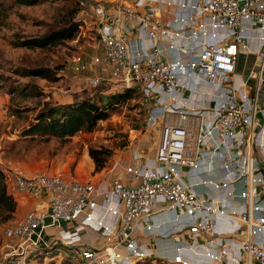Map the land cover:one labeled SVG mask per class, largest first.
<instances>
[{"label":"built area","instance_id":"1","mask_svg":"<svg viewBox=\"0 0 264 264\" xmlns=\"http://www.w3.org/2000/svg\"><path fill=\"white\" fill-rule=\"evenodd\" d=\"M97 11L102 64L111 65L125 86L138 85L144 97L158 94L159 110L146 120L152 127L164 118L158 147L145 159L142 148L134 149L133 161L124 167L127 174L118 172L111 180L2 167L8 193L18 201L35 200L6 227L2 264H47L41 261L48 254L44 232L56 227H63L59 237L66 246L89 231L104 239L101 247L78 244L74 257L84 264H140L147 259L264 264V106L248 96L237 73L239 54L253 51V39L264 66V0H124L108 16L103 8ZM121 18L128 25L125 33L117 29ZM131 32L136 38L131 39ZM169 50H185L190 58L170 57ZM90 67L83 56L75 57V71ZM262 72L257 76L260 87ZM183 74L192 84L181 79ZM90 82L96 86L101 78ZM199 84L205 87L203 106L177 98L181 91L196 92ZM205 112L208 122L203 124ZM191 119L198 132L190 127ZM202 146H212L213 157L224 154V179L202 182L214 186L217 196L199 193V183H191L186 174V169L200 168ZM165 210H183L192 218L181 231L186 238L152 234V216ZM218 218L234 226L231 233L219 230ZM164 241L169 249L158 248Z\"/></svg>","mask_w":264,"mask_h":264},{"label":"rangeland","instance_id":"2","mask_svg":"<svg viewBox=\"0 0 264 264\" xmlns=\"http://www.w3.org/2000/svg\"><path fill=\"white\" fill-rule=\"evenodd\" d=\"M0 8V165L3 168H20L25 172L47 170L50 173H62L68 177L96 181L106 178L111 180L118 172L125 171L130 164L134 149L142 148L144 159L153 157L160 141V123L147 127L146 118L149 112L156 110L150 100L142 98L139 91L133 94L135 98L112 110L108 120L101 121L93 132H81L67 141L52 138L44 141L40 138H26L21 135L24 126L34 119L38 98L22 99L18 88L28 82H38L45 93L55 90L70 94L84 90L93 91L98 88L90 80L101 75L103 86L109 92L121 90L124 84L111 74L101 72L103 48L100 44L99 30L103 8L106 15L115 13L123 5L124 0H86L79 6L77 21H80V31L74 40L45 49H28L16 46L25 38L48 32L59 24L61 12L69 13L78 10V0H47L36 6H22L14 0H2ZM83 58L91 63L87 70H74L75 57ZM99 59V60H98ZM38 65L49 66L59 70L60 80L49 82L44 79H32L21 76L18 71ZM100 86V85H99ZM152 109V110H151ZM15 110L22 113H15ZM151 110V111H150ZM137 130L138 132H136ZM110 149L113 152L111 160L101 172L95 171V163L89 154V149ZM121 164L114 168L115 162ZM98 174V175H97ZM125 174L126 171H125ZM23 215L5 220L6 215L0 214V264L4 260L3 244L7 240L6 227ZM63 227L48 229L44 232L47 255L43 262L53 260L63 264L65 258L71 259L70 264H84L76 259V250L80 245L74 243L66 246L61 243L59 231ZM65 229H71L70 226ZM66 260V259H65ZM140 264H170L167 262L153 263L147 259Z\"/></svg>","mask_w":264,"mask_h":264},{"label":"trees","instance_id":"3","mask_svg":"<svg viewBox=\"0 0 264 264\" xmlns=\"http://www.w3.org/2000/svg\"><path fill=\"white\" fill-rule=\"evenodd\" d=\"M45 1L47 0H14L15 4L22 6H36ZM84 2L86 0H78V10L69 13L61 12L59 20H57L59 24H56V27L51 28L48 32L25 38L16 42L15 45L28 49H45L64 44L67 40H74L81 26L80 21L76 19L77 12L81 8L79 6ZM3 3L0 0V8ZM61 69L62 67L59 68V70ZM59 70L38 65L32 68H24L17 73L32 79H44L54 83L60 80ZM102 82L96 85L98 88L93 91L84 90L81 93H72L70 102H61L60 99L55 98L52 92L45 93L37 81L22 85L21 88H18L19 97L22 99L36 97L39 99V105L34 119L24 126L21 135L26 138H40L44 141H49L52 138L67 141L78 133L95 131L101 121L110 118L112 110L135 98L133 94L135 91H139L141 97L144 98L138 85L132 87L124 85L121 90L111 93L107 86L101 85ZM16 113H22V111L15 110L14 115ZM89 154L95 163V171L101 172L107 168L113 152L107 148H90ZM3 176V169L0 165V214H5V220H7L14 217L18 202L8 193ZM65 259L63 264H70L71 259ZM41 261H43L42 257ZM51 263L52 260L47 264Z\"/></svg>","mask_w":264,"mask_h":264},{"label":"crops","instance_id":"4","mask_svg":"<svg viewBox=\"0 0 264 264\" xmlns=\"http://www.w3.org/2000/svg\"><path fill=\"white\" fill-rule=\"evenodd\" d=\"M165 19L167 21L171 20V15L165 13ZM128 25L124 23L123 19L118 23L117 29L120 33H125L127 30ZM254 36V33H251ZM131 39L136 38V35L132 32L129 34ZM225 34L221 33V37H224ZM145 44H149V41L145 42ZM251 46L253 48L252 52H248L246 50H241L239 54L238 64H237V73H238V80L243 81L245 83L244 90L247 92L248 96L257 99L259 104H261L262 108L264 106V87L261 85L259 86L257 82V76L260 72L264 74V66L263 61L260 55L257 53L258 42L253 39L251 40ZM102 46V45H101ZM103 48V47H102ZM104 52V49H103ZM168 55L170 57H181L184 60L190 58V54H187L185 50H169ZM101 72H106L112 75L114 79L113 67L109 64L105 65L100 69ZM98 76V74H97ZM95 77V76H94ZM98 77L102 78L101 75ZM181 79L188 83L192 84V78L188 74L181 75ZM204 86L199 84L196 87V92L188 93V92H179L176 94L177 98L182 101L186 102L190 105L195 106H203L205 104V96L203 95ZM55 98L60 99L61 102H70L72 100V96L68 92H63L60 90H55L52 92ZM158 94H153L152 96L146 98L145 100H150L153 103V107L159 110L158 103ZM152 110V109H151ZM150 110V111H151ZM150 113V112H149ZM149 116V115H148ZM259 119L261 118V114L259 113ZM148 118V117H147ZM146 118V119H147ZM164 118H161L160 125L163 124ZM202 119L203 124L208 122V112L204 113ZM193 120H190V127L193 128L195 131H199V129H194L193 127ZM262 119L259 120V124L261 125ZM138 132L137 130H135ZM193 147L196 148V144H193ZM200 152L202 154L203 160L201 162L200 168L197 170H190L186 169V174L188 176V180L195 184L199 183L195 186L196 190L199 193H203L206 196H217L220 192L210 184H203L202 182L207 179L217 178L219 180H223L224 178V170L222 168V163L224 159V154L221 153L218 156L213 157V147L212 146H202L200 147ZM98 175V174H97ZM97 179L96 181H98ZM17 211L16 215H24L25 212L30 209L35 200L27 197L22 200H17ZM192 218L186 214L183 210H165L161 213H158L151 218V223L154 225L153 233L156 236L162 237H171L173 240L176 239H184L187 237V232L182 233L181 231L184 230L188 225L192 223ZM218 228L220 231L226 230L230 231L234 228V226L226 219V218H218ZM70 224L65 223L64 227L68 228ZM244 227H242L243 229ZM51 229V228H50ZM231 233V231H230ZM60 234V231H59ZM242 234H238L241 237ZM172 241V240H171ZM164 241L162 246L158 247L159 249H169V247L165 244ZM77 244H86L94 247H101L104 245V239L100 237L95 231H89L82 235V238L78 240ZM52 260V259H51ZM54 261V258L53 260ZM200 261V259L198 260ZM51 264H55L52 262ZM56 264H60L59 262Z\"/></svg>","mask_w":264,"mask_h":264}]
</instances>
